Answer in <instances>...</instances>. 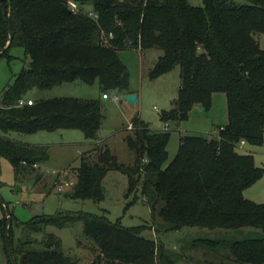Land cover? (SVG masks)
<instances>
[{
	"label": "trees",
	"instance_id": "16d2710c",
	"mask_svg": "<svg viewBox=\"0 0 264 264\" xmlns=\"http://www.w3.org/2000/svg\"><path fill=\"white\" fill-rule=\"evenodd\" d=\"M72 1L78 11L67 0H0V56H10L13 46L30 56L1 94L0 158L10 161L17 176L33 173L49 159L48 146L22 143L8 133L79 129L92 142L79 164L56 178L73 182L67 197L101 201L105 176L117 170L128 177V196L142 180L141 196L160 220L159 232L245 226L264 232V202L244 196L264 175V166L245 149L264 142V49L254 36L264 33V0H203L202 6L189 0ZM89 8L97 19L86 12ZM128 48L163 51L150 71L152 79L180 67L181 86L174 106L162 115L165 123L187 120L197 106L209 111L217 93L226 95L228 122L210 137L182 136L168 161L171 132L153 130L135 115L132 133L124 136L135 158L125 164L108 146L93 143L104 119L101 99L55 97L17 104L34 88L74 81L98 82L102 95L131 93L130 69L119 53ZM11 218L9 228L7 213L0 220L8 264H77L61 239L45 231L79 221L92 243L91 264H176L163 241L143 234L144 225L59 212L19 221L23 233L14 244ZM37 233L45 234L40 240L33 237ZM197 244L210 249L218 264H264V236Z\"/></svg>",
	"mask_w": 264,
	"mask_h": 264
},
{
	"label": "rangeland",
	"instance_id": "374dc122",
	"mask_svg": "<svg viewBox=\"0 0 264 264\" xmlns=\"http://www.w3.org/2000/svg\"><path fill=\"white\" fill-rule=\"evenodd\" d=\"M194 6H202L203 0H189ZM242 2V0H240ZM264 49V33L254 35ZM121 58L130 69V89L138 94L137 105L126 101L120 102L123 95L108 92L109 99L102 97L98 82L87 84L82 81L67 82L50 89L34 88L26 98L78 97L101 99L103 124L98 132V140L108 146L121 163H132L134 153L124 142V136L132 133L128 126L136 115L153 130H169L171 138L168 144L171 161L179 147L180 138L188 134H202L207 137L216 133V127L227 121V99L224 93L213 97L209 111L202 106L195 107L187 120L165 123L164 111L174 106L181 86L180 67L152 79L150 71L163 54L161 49L128 48L119 51ZM10 56H0V99L5 87L12 83L14 75L30 63L21 46H13ZM1 134V132H0ZM7 137L22 143L46 145L49 159L42 163L35 172L17 176L7 158H0V220L7 213L13 216V243L16 244L23 229L17 225L28 222L37 216H54L59 212L88 213L106 216L109 220L121 221L128 227L144 225L143 234L147 238L164 242L167 253L176 264H218L210 249L194 245L200 240H238L249 237H263L264 232L255 227L245 226L238 229L183 227L178 230L159 232L160 220L154 219L151 205L141 196L142 180L139 188L127 195L129 180L126 174L110 170L103 180L104 197L101 201L90 199H73L65 195L67 188L58 190L55 181L58 175L67 174L77 166L81 153L87 149L92 140L86 138L79 129H59L56 131H39L33 134L10 132ZM245 146V145H244ZM250 150L259 166H264V142L261 146H245ZM40 178L38 179V176ZM247 199L257 203L264 202V175L244 191ZM12 220V218H11ZM20 221V222H19ZM9 227V226H7ZM27 233V232H26ZM45 233H53L61 239L62 247L77 259V264H91L93 260L92 243L84 238L81 221L65 228L48 226ZM45 233L34 234L40 240ZM5 237L0 229V264H8L5 253ZM81 240V241H79ZM80 242V243H79Z\"/></svg>",
	"mask_w": 264,
	"mask_h": 264
},
{
	"label": "built area",
	"instance_id": "2783aa9c",
	"mask_svg": "<svg viewBox=\"0 0 264 264\" xmlns=\"http://www.w3.org/2000/svg\"><path fill=\"white\" fill-rule=\"evenodd\" d=\"M68 1V4H69V6L71 7V9L73 10V11H78L79 9H80V7H79V5L76 3V2H74V1H72V0H67ZM86 12L90 15V16H92V17H94L95 19H97L98 18V15L92 10V9H87L86 10ZM103 97L104 98H109V95L108 94H103ZM33 99H31V98H21L18 102H17V104L19 105V106H23V105H26V104H29V105H31V104H33ZM128 128L129 129H133V124L132 123H130L129 124V126H128ZM241 144H242V146L245 144V141H242L241 142ZM71 184H73V182L72 181H68V180H56L55 181V185H56V187H57V189L58 190H64L65 188H67L68 186H70Z\"/></svg>",
	"mask_w": 264,
	"mask_h": 264
},
{
	"label": "water",
	"instance_id": "95a60500",
	"mask_svg": "<svg viewBox=\"0 0 264 264\" xmlns=\"http://www.w3.org/2000/svg\"><path fill=\"white\" fill-rule=\"evenodd\" d=\"M10 42H11V39H10V41H9L8 44H10ZM138 99H139L138 94L135 93V92H131V93H128V94H124L123 97H122V99H120V102L122 103V102L126 101V102H128V103H130V104H132V105L135 106L138 103ZM10 223H11V217L8 214V226L10 225ZM8 228L6 230V235H7V242H8V244H10V238H9V230H8ZM10 249L12 250V247H10ZM13 258H14V261L16 262L15 255H13Z\"/></svg>",
	"mask_w": 264,
	"mask_h": 264
},
{
	"label": "crops",
	"instance_id": "0c3cea01",
	"mask_svg": "<svg viewBox=\"0 0 264 264\" xmlns=\"http://www.w3.org/2000/svg\"><path fill=\"white\" fill-rule=\"evenodd\" d=\"M131 91L134 92L133 90H131ZM102 97H103V95H102ZM213 97H214V96H213ZM29 98H30V97H29ZM103 98H104V97H103ZM109 98H110V97H109ZM109 98H105V99H109ZM31 99H32V98H31ZM198 107H199V106H198ZM226 112H227V121H226L225 123L219 125V126H224V125L228 122V109H227ZM86 150H88V147H87ZM86 150H84V151H86ZM84 151H83V152H84ZM83 152H82V153H83ZM82 153H81V154H82ZM39 169H40V168H38V170H39ZM56 178H57V177H56ZM56 178H55V179H56Z\"/></svg>",
	"mask_w": 264,
	"mask_h": 264
}]
</instances>
